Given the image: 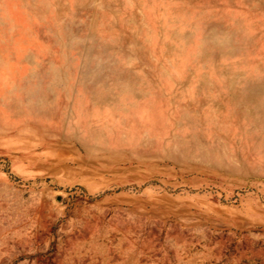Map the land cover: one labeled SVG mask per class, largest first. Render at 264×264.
<instances>
[{
    "label": "rangeland",
    "instance_id": "374dc122",
    "mask_svg": "<svg viewBox=\"0 0 264 264\" xmlns=\"http://www.w3.org/2000/svg\"><path fill=\"white\" fill-rule=\"evenodd\" d=\"M0 264H264V0H0Z\"/></svg>",
    "mask_w": 264,
    "mask_h": 264
}]
</instances>
